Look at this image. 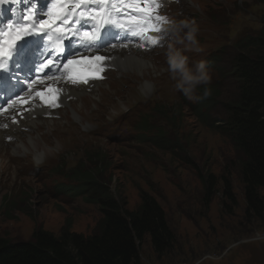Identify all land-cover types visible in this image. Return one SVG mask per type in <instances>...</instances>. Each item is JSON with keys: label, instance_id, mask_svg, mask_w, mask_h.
<instances>
[{"label": "rangeland", "instance_id": "374dc122", "mask_svg": "<svg viewBox=\"0 0 264 264\" xmlns=\"http://www.w3.org/2000/svg\"><path fill=\"white\" fill-rule=\"evenodd\" d=\"M185 3L184 19L195 21L199 27L198 45L191 51L185 45L176 46L189 56L191 67L205 60L210 48L221 44L224 37L229 39L234 30L256 28L258 17L264 13V0ZM166 68H154L151 63L143 75L126 68L135 80L111 83L115 92H102L100 98L106 102L91 116L82 115L75 119L77 122L68 120V115L67 120H59L68 123L67 128L52 133L55 141L51 143L39 141L42 146L37 151L29 146L30 154L23 158L21 168L10 163L8 157L12 155L4 154L0 158V234L26 240L35 228L42 227L59 235L69 222L72 231L91 233L101 217L98 206L82 198L54 194V185L63 182V174L79 161L85 169L99 165L101 177L109 180L111 192L118 193L127 208L134 209L140 203L139 191L144 190L165 212L175 246L158 257L146 238L140 264H264V220L248 222L244 218L245 203L237 175L232 174L236 206L223 208L222 190L205 202L200 175L221 174L234 156L233 149L224 135L202 125L185 109L179 110L178 91ZM157 76H168L172 83L157 81ZM143 78L149 80L147 88ZM235 88L225 85L224 97ZM153 97L169 107L175 104L171 120H163L162 112L155 114L158 118L149 116L150 127L158 124L168 140L162 146L153 142L151 134L145 135L134 126L137 112L151 107ZM214 115L222 119L226 112L219 110ZM24 152L20 149L19 154Z\"/></svg>", "mask_w": 264, "mask_h": 264}, {"label": "trees", "instance_id": "16d2710c", "mask_svg": "<svg viewBox=\"0 0 264 264\" xmlns=\"http://www.w3.org/2000/svg\"><path fill=\"white\" fill-rule=\"evenodd\" d=\"M264 19V14L262 20ZM237 49L230 58L228 76L237 84L229 97L220 93L222 85H208L210 95L188 107L194 118L226 138L234 156L224 171L201 176L205 202L222 190L223 208L236 206L232 191V174L239 178L244 198V218L248 222L264 220V25L255 35L235 41ZM220 90V91H219ZM226 112L225 118L211 116L210 111ZM185 108L179 103V109ZM163 120H171L168 105H161ZM154 114V113H153ZM145 118L141 126H149ZM155 142L167 144L161 130ZM77 166V167H76ZM68 172L75 184L61 187V192L80 196L84 202L98 206L101 217L93 231L83 234L66 223L59 235L37 227L26 240L0 234V264H140V250L146 238L153 252L161 257L175 246V235L156 199L140 190V203L129 209L125 200L111 192L109 180L101 177L99 165L85 169L76 165Z\"/></svg>", "mask_w": 264, "mask_h": 264}, {"label": "snow or ice", "instance_id": "6c2138e0", "mask_svg": "<svg viewBox=\"0 0 264 264\" xmlns=\"http://www.w3.org/2000/svg\"><path fill=\"white\" fill-rule=\"evenodd\" d=\"M19 2L21 0H0V5ZM23 2L27 4L29 0H23ZM89 5L99 7H88ZM82 6L84 10L81 11ZM70 7L77 11L69 12ZM160 7V0H52L47 13L43 14L47 16V19H43L37 16L36 0H31L30 8L21 17L24 23L10 21L0 26V74H9L10 78L12 74L9 62L24 55L17 46L18 41L27 35L53 32L56 34L55 40L52 35H48V41L54 45L53 50L58 55L55 57V63L53 60H46L40 64V68L46 70L45 76L52 67H56L57 71L62 72L64 78L73 85H87L90 80L103 79L102 74L108 57L95 55L67 58L63 55L64 41L74 40L73 47L76 43L90 47L96 46L101 40V30L106 25H113L123 32L130 33L133 38L143 39L148 36L147 43L154 47L160 43V40L149 34L159 33L160 25L165 22V17L157 14ZM82 21L90 25L89 30H82ZM123 46L127 47V44ZM139 46L146 45L141 43ZM112 47L115 48L117 45L113 44ZM96 50L99 51V48L97 47ZM16 63L19 66V59ZM47 79H53V77L47 76ZM39 82L43 83V80ZM60 92L61 89L48 86L46 90L38 91L35 95L46 106L56 108L59 107ZM17 102L12 103L14 105ZM19 103L29 104V101L26 98H20Z\"/></svg>", "mask_w": 264, "mask_h": 264}, {"label": "clouds", "instance_id": "9594fccd", "mask_svg": "<svg viewBox=\"0 0 264 264\" xmlns=\"http://www.w3.org/2000/svg\"><path fill=\"white\" fill-rule=\"evenodd\" d=\"M163 31L169 32L175 43H169L165 51L166 71L174 81V89L180 92L185 98L197 100L202 97L196 95L197 89L203 87V98L208 97L210 89L207 87L211 83V75L207 67V61L201 60L195 63L194 67L189 65V56L176 45H185L189 51L198 45L199 27L195 21L178 18L165 17ZM191 46V47H189ZM198 50V49H196Z\"/></svg>", "mask_w": 264, "mask_h": 264}, {"label": "bare ground", "instance_id": "6f19581e", "mask_svg": "<svg viewBox=\"0 0 264 264\" xmlns=\"http://www.w3.org/2000/svg\"><path fill=\"white\" fill-rule=\"evenodd\" d=\"M104 56L108 57L106 61L110 62L112 66H115L120 71V76L123 75L125 78L133 79L135 80V76L128 74L126 71H122L121 68H127L130 70H133L134 72L143 75V71L146 68H149L151 66V63L149 59L143 55L142 52L139 50H135L132 47L128 48H120L115 47L109 49L108 52L103 53ZM121 76V77H123ZM144 82L142 83L145 88L149 86V80L143 78ZM45 86H54L59 89H61L59 101L61 99L66 98L68 96H72L75 98H78L79 95L82 93V90L80 87H69L66 84L55 82V81H49L48 83H45ZM144 90V89H143ZM58 101V102H59ZM63 103L65 101L63 100ZM33 114H38V110H33ZM77 120V119H76ZM12 124L17 125L19 124V127H16L14 125H10V128L6 131L0 130V158L3 157L4 154L8 153L5 148L8 146H11V142L6 143L4 141V138L6 136H11L14 139V142L12 144V147H14V151H17L18 147H24L27 148L28 145L27 142H34L35 143V137L33 136L35 132V125L37 124L36 120H33L30 115V111L25 114L24 118H18L16 122L11 121ZM20 127H28L27 133H21ZM60 130V129H59ZM41 134V133H40ZM27 141V142H26ZM37 144V142H36ZM13 157H16V155H12ZM11 157V158H13ZM10 158V163L12 162Z\"/></svg>", "mask_w": 264, "mask_h": 264}]
</instances>
